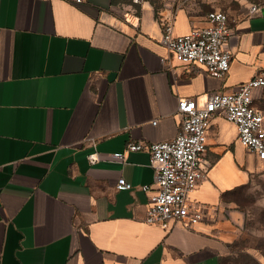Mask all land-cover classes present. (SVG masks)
Segmentation results:
<instances>
[{"label": "crops", "instance_id": "0c3cea01", "mask_svg": "<svg viewBox=\"0 0 264 264\" xmlns=\"http://www.w3.org/2000/svg\"><path fill=\"white\" fill-rule=\"evenodd\" d=\"M223 5L0 0V264H224L242 217L230 196L260 161L237 126L210 122L206 176L190 193L205 216L190 226L146 221L155 170L147 150L126 151L174 139L181 98L204 106L264 69V0L224 5L234 33L223 78L162 45L167 23L186 34ZM254 102L264 112L263 88ZM122 177L131 189L117 188Z\"/></svg>", "mask_w": 264, "mask_h": 264}, {"label": "built area", "instance_id": "2783aa9c", "mask_svg": "<svg viewBox=\"0 0 264 264\" xmlns=\"http://www.w3.org/2000/svg\"><path fill=\"white\" fill-rule=\"evenodd\" d=\"M67 1L82 4L86 0ZM256 9L254 6L253 10ZM207 18L209 25L194 27L186 34H175L172 22L167 23L161 43L178 62L201 66L211 75L223 78L231 68L232 52L227 45L234 33L233 27L224 10H213ZM258 88L264 89V69L234 91L210 93L204 106H199L194 98H181L180 131L174 139L127 144L126 151L147 150L155 170L154 182L143 186L150 193L148 223L169 228L173 222L190 226L204 218L203 210L192 206L190 193L206 176L201 162L207 151L210 122L216 115L237 126L241 144L264 165V112L254 102V91ZM114 155L123 159L125 151ZM89 158L92 163L98 160L94 154ZM132 187L124 177L117 184L119 190Z\"/></svg>", "mask_w": 264, "mask_h": 264}, {"label": "rangeland", "instance_id": "374dc122", "mask_svg": "<svg viewBox=\"0 0 264 264\" xmlns=\"http://www.w3.org/2000/svg\"><path fill=\"white\" fill-rule=\"evenodd\" d=\"M218 1L234 7L242 0ZM224 5L221 7L223 10L226 8ZM230 197L234 198L236 209L242 213V217L234 226L233 237L228 243L223 263L264 264V165L262 162L259 161L258 172L253 176L252 182L236 190Z\"/></svg>", "mask_w": 264, "mask_h": 264}]
</instances>
